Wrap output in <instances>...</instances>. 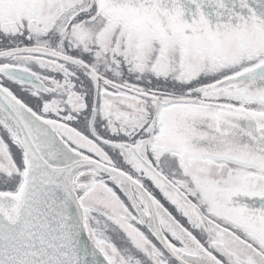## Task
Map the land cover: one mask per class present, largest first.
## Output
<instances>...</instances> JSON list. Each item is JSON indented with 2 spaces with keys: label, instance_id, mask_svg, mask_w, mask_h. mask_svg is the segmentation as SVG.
Wrapping results in <instances>:
<instances>
[{
  "label": "snow or ice",
  "instance_id": "1",
  "mask_svg": "<svg viewBox=\"0 0 264 264\" xmlns=\"http://www.w3.org/2000/svg\"><path fill=\"white\" fill-rule=\"evenodd\" d=\"M0 264H264V0H0Z\"/></svg>",
  "mask_w": 264,
  "mask_h": 264
},
{
  "label": "water",
  "instance_id": "2",
  "mask_svg": "<svg viewBox=\"0 0 264 264\" xmlns=\"http://www.w3.org/2000/svg\"><path fill=\"white\" fill-rule=\"evenodd\" d=\"M84 240H85V241L87 240V237H86V235L84 236Z\"/></svg>",
  "mask_w": 264,
  "mask_h": 264
},
{
  "label": "trees",
  "instance_id": "3",
  "mask_svg": "<svg viewBox=\"0 0 264 264\" xmlns=\"http://www.w3.org/2000/svg\"><path fill=\"white\" fill-rule=\"evenodd\" d=\"M16 88L18 89V86H16Z\"/></svg>",
  "mask_w": 264,
  "mask_h": 264
},
{
  "label": "rangeland",
  "instance_id": "4",
  "mask_svg": "<svg viewBox=\"0 0 264 264\" xmlns=\"http://www.w3.org/2000/svg\"><path fill=\"white\" fill-rule=\"evenodd\" d=\"M12 87V89H13V86H11Z\"/></svg>",
  "mask_w": 264,
  "mask_h": 264
}]
</instances>
